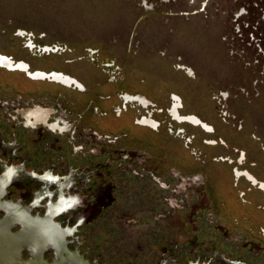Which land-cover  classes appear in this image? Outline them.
I'll return each mask as SVG.
<instances>
[{
  "label": "rangeland",
  "instance_id": "374dc122",
  "mask_svg": "<svg viewBox=\"0 0 264 264\" xmlns=\"http://www.w3.org/2000/svg\"><path fill=\"white\" fill-rule=\"evenodd\" d=\"M2 55L84 90L0 68L1 205L67 202L87 264H264V0H0Z\"/></svg>",
  "mask_w": 264,
  "mask_h": 264
},
{
  "label": "flooded vegetation",
  "instance_id": "af4514ba",
  "mask_svg": "<svg viewBox=\"0 0 264 264\" xmlns=\"http://www.w3.org/2000/svg\"><path fill=\"white\" fill-rule=\"evenodd\" d=\"M0 68H4L8 71H20V72H24L26 75H28L29 78L34 79V80H46L48 79V81L50 82H54V83H58L61 84L65 87H70L73 88L75 87L76 89H79L80 91H83L84 88L81 85L80 82H78L76 79L65 75L63 73H59V72H52V73H45L43 71H37V72H33L30 71L29 69V65L23 61H12L11 58L6 57V56H1L0 57ZM125 99L127 102H139L142 105H147V101L142 98V97H132L130 95H126ZM173 105H172V109L170 110V114L172 115V117L177 120L178 122H189L191 125H198L203 127L207 132H210L211 128L209 126H207L206 124H204L203 122H201L197 117L195 116H180L177 112V109L180 107V99L177 96H173ZM51 113V109L49 108H43V107H35L29 110H26L23 112L27 123L31 126V127H35V125L37 124H43L44 126H47L50 130L52 131H59V132H64V127L59 126L58 122H54V123H48V117L49 114ZM139 122L141 124H143L144 126H152V127H156L155 122L152 120L151 117H144L141 120H139ZM243 156V154H242ZM242 160V159H241ZM237 176H246L250 182L256 184V180L247 172H243V171H235ZM8 179L10 178V173L8 172ZM5 179H7V175L5 177ZM3 182L0 181V193H1V189H2V185L4 184V182L6 180H3ZM259 184V183H257ZM261 187L262 190H264V184L259 185ZM66 204L67 202H61L59 203V205L57 206V208H55V211L52 210H48L47 212V216L48 218H51L52 220V214L55 213L56 211H61L63 209H66ZM8 205V208H10V211L12 210V212H9L8 214H16V212H21L20 210H18V208L15 206L12 207V205L10 204H5V205H1L0 203V207H5ZM24 212V211H23ZM27 213V212H26ZM45 217V218H46Z\"/></svg>",
  "mask_w": 264,
  "mask_h": 264
},
{
  "label": "bare ground",
  "instance_id": "6f19581e",
  "mask_svg": "<svg viewBox=\"0 0 264 264\" xmlns=\"http://www.w3.org/2000/svg\"><path fill=\"white\" fill-rule=\"evenodd\" d=\"M49 50V49H46ZM13 210V209H12ZM16 221L21 224L22 230L14 234L41 253L45 251L48 245H51L57 252V258L54 262L57 264H85L81 256L70 252L65 245L68 230L61 229L51 218L37 219L31 217L26 212H16L8 214L4 220H0V225L11 232V225ZM12 233V232H11Z\"/></svg>",
  "mask_w": 264,
  "mask_h": 264
},
{
  "label": "water",
  "instance_id": "95a60500",
  "mask_svg": "<svg viewBox=\"0 0 264 264\" xmlns=\"http://www.w3.org/2000/svg\"><path fill=\"white\" fill-rule=\"evenodd\" d=\"M0 264L57 263L0 225Z\"/></svg>",
  "mask_w": 264,
  "mask_h": 264
},
{
  "label": "crops",
  "instance_id": "0c3cea01",
  "mask_svg": "<svg viewBox=\"0 0 264 264\" xmlns=\"http://www.w3.org/2000/svg\"><path fill=\"white\" fill-rule=\"evenodd\" d=\"M2 69H4V68H2ZM4 70H6V69H4ZM7 71V70H6ZM9 72H18V71H9Z\"/></svg>",
  "mask_w": 264,
  "mask_h": 264
}]
</instances>
